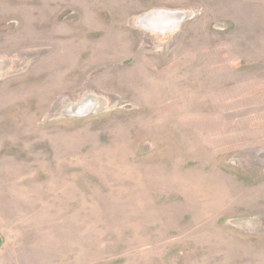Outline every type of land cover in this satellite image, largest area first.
Returning <instances> with one entry per match:
<instances>
[{"label": "rangeland", "instance_id": "rangeland-1", "mask_svg": "<svg viewBox=\"0 0 264 264\" xmlns=\"http://www.w3.org/2000/svg\"><path fill=\"white\" fill-rule=\"evenodd\" d=\"M0 264H264V0H0Z\"/></svg>", "mask_w": 264, "mask_h": 264}, {"label": "water", "instance_id": "water-1", "mask_svg": "<svg viewBox=\"0 0 264 264\" xmlns=\"http://www.w3.org/2000/svg\"><path fill=\"white\" fill-rule=\"evenodd\" d=\"M164 16L170 17L172 19V22L169 25H156L155 18L164 17ZM139 21L141 24H143V26L147 27L149 30L153 32H157V31H164L171 29L172 27L177 25L179 19L178 17H174L169 13L158 11V12L145 14Z\"/></svg>", "mask_w": 264, "mask_h": 264}, {"label": "bare ground", "instance_id": "bare-ground-1", "mask_svg": "<svg viewBox=\"0 0 264 264\" xmlns=\"http://www.w3.org/2000/svg\"><path fill=\"white\" fill-rule=\"evenodd\" d=\"M172 22L170 17H157L155 18L156 25H169Z\"/></svg>", "mask_w": 264, "mask_h": 264}]
</instances>
